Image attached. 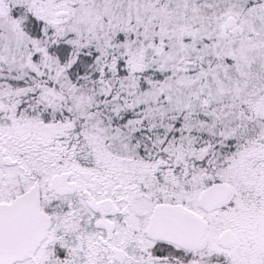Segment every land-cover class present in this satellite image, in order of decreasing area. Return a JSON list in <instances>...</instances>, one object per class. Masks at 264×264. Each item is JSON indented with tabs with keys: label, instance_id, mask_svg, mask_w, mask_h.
Returning <instances> with one entry per match:
<instances>
[{
	"label": "snow or ice",
	"instance_id": "snow-or-ice-1",
	"mask_svg": "<svg viewBox=\"0 0 264 264\" xmlns=\"http://www.w3.org/2000/svg\"><path fill=\"white\" fill-rule=\"evenodd\" d=\"M0 264H264V0H0Z\"/></svg>",
	"mask_w": 264,
	"mask_h": 264
}]
</instances>
